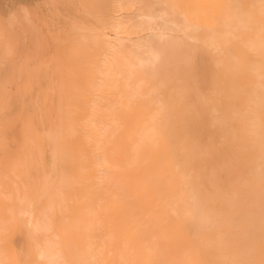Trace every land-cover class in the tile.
<instances>
[{"label": "bare ground", "instance_id": "bare-ground-1", "mask_svg": "<svg viewBox=\"0 0 264 264\" xmlns=\"http://www.w3.org/2000/svg\"><path fill=\"white\" fill-rule=\"evenodd\" d=\"M4 17L3 264H261V0H41Z\"/></svg>", "mask_w": 264, "mask_h": 264}, {"label": "rangeland", "instance_id": "rangeland-1", "mask_svg": "<svg viewBox=\"0 0 264 264\" xmlns=\"http://www.w3.org/2000/svg\"><path fill=\"white\" fill-rule=\"evenodd\" d=\"M20 1L23 2H29L31 4H35L38 1L41 0H0V13L1 15L7 17L10 13L11 10L16 9V7L18 6V4H21ZM7 6V7H6ZM7 9V10H6ZM4 17V18H5ZM23 50V51H22ZM26 51L24 50V47L22 49H19L18 52L16 53V55L11 59L10 62H8V65H11V69L10 71L14 72V67L16 66V64H23V61L26 58ZM20 59L19 63H16L17 60ZM9 80L12 82V87L15 90H22L25 87V82L26 79L24 77H18V75H13V77H10ZM17 242L19 244H23L24 242V238L20 233H17Z\"/></svg>", "mask_w": 264, "mask_h": 264}, {"label": "snow or ice", "instance_id": "snow-or-ice-1", "mask_svg": "<svg viewBox=\"0 0 264 264\" xmlns=\"http://www.w3.org/2000/svg\"><path fill=\"white\" fill-rule=\"evenodd\" d=\"M165 9H168L172 11L174 14H179L177 13V9H179L181 6L177 4H166L163 5ZM232 7V6H228ZM261 9L264 11V0H261ZM185 23L186 21V17ZM159 59V57H158ZM261 155H262V169H261V192H262V199H264V136H262V141H261ZM262 220H264V204H262ZM43 254L41 253L40 255V260H43ZM0 264H3L2 261H0ZM21 264H38V262L32 261L30 259L22 260ZM231 264H249V262L245 261H232ZM261 264H264V260L261 261Z\"/></svg>", "mask_w": 264, "mask_h": 264}]
</instances>
